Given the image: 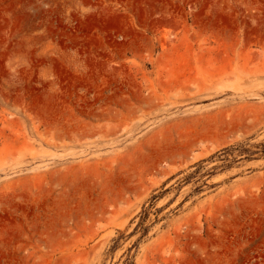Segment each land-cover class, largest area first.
Instances as JSON below:
<instances>
[{
  "label": "rangeland",
  "instance_id": "1",
  "mask_svg": "<svg viewBox=\"0 0 264 264\" xmlns=\"http://www.w3.org/2000/svg\"><path fill=\"white\" fill-rule=\"evenodd\" d=\"M0 264H264V0H0Z\"/></svg>",
  "mask_w": 264,
  "mask_h": 264
}]
</instances>
